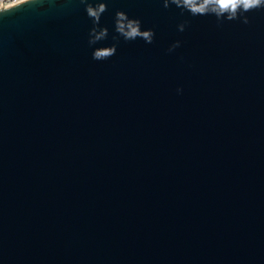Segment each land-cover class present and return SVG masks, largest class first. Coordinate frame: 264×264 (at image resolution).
<instances>
[{
	"label": "water",
	"instance_id": "obj_1",
	"mask_svg": "<svg viewBox=\"0 0 264 264\" xmlns=\"http://www.w3.org/2000/svg\"><path fill=\"white\" fill-rule=\"evenodd\" d=\"M104 2L91 47L79 0L0 14V264H264V9ZM117 11L153 42L96 61Z\"/></svg>",
	"mask_w": 264,
	"mask_h": 264
},
{
	"label": "clouds",
	"instance_id": "obj_2",
	"mask_svg": "<svg viewBox=\"0 0 264 264\" xmlns=\"http://www.w3.org/2000/svg\"><path fill=\"white\" fill-rule=\"evenodd\" d=\"M38 0H0V14L16 9L20 6L37 3ZM85 6V12L89 19L92 20V27L89 30L88 44L96 45L98 42L108 38L109 30L101 26L100 20L103 13L107 11V4L104 0H79ZM176 6L191 16H208L216 17L218 25L226 21H240L243 24H249L250 19L246 13L264 9V0H163L164 8ZM188 21L180 23L178 30L183 32ZM114 32L112 36L113 43L111 46L97 47L93 49L92 58L96 61H104L116 54L117 44L122 37L125 41H134L142 39L146 43L153 42L155 33L152 29L142 30L141 21L136 18H130L124 11H117L114 17ZM181 42H174L168 49L172 52L180 47ZM178 92L182 91L177 89Z\"/></svg>",
	"mask_w": 264,
	"mask_h": 264
}]
</instances>
